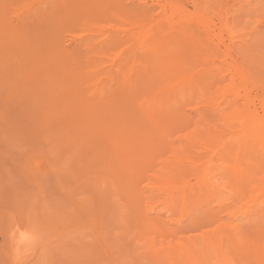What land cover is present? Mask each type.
I'll return each mask as SVG.
<instances>
[{
    "label": "rangeland",
    "instance_id": "rangeland-1",
    "mask_svg": "<svg viewBox=\"0 0 264 264\" xmlns=\"http://www.w3.org/2000/svg\"><path fill=\"white\" fill-rule=\"evenodd\" d=\"M108 1L110 2L111 9H112V5L115 3L114 6L116 8L115 7L114 8L116 10L115 9L111 10L110 8H108V7H110L109 3L107 4L106 8L110 9V12H112L110 14H112V15L108 14L109 15V17H107L108 23H105V22H107L106 17L105 18L102 17L106 20V21H104V23L101 21L102 19L100 18L99 21H101L100 22L101 26H102V24L103 25L104 24L105 25L112 24L114 26H121L122 25L121 26L122 28H123V23H124V26H126V27H127L128 23H133L134 21L131 22V20L134 18V16L138 20H140L141 22L145 21L146 23L142 22L143 25L147 24V21H149V19H151V20L155 19L154 15H156V14L158 15V13H160L162 10L161 8L164 7L165 4L167 5V3H169V2L177 3L179 5L178 7H180V9H182L183 13H184V14H182V17H181V19H183V21L179 25V29L181 28L180 29L181 31L180 30L179 31L182 32V35L179 34L180 33L179 31L177 32V34H175L177 36V39L179 38V40H178L179 42L176 41L177 49H175L174 51H171L170 53H168V55H170L171 58H173V56H174V57H177L179 59V62L183 66V69L184 70L186 69L185 73L188 72V69H189V71H191V73L196 69L195 70L196 72L194 71L195 73H197L200 70L201 71L200 73L202 75L199 72L198 73L201 76L205 77L209 73H211L213 75L214 74L213 72L215 71L216 68L221 69V75L223 76V78L226 79L227 81H230L232 79L234 81L233 84H235V88L237 90L238 95L240 94L239 96H241V97H239V102H237V101L233 102V104L237 103L235 105V108L243 106L244 104H243L242 100H244V103L248 105L250 112L253 113L252 115H255L257 118H259L261 120V123H260L261 127L259 129V133L255 132L254 134H252L253 132L251 129L248 130V132L246 131V132H240L239 133L238 131H240V129H242L241 128L242 126L240 125L239 122H238L239 124H237L238 126L235 125L234 127H229V128H225L226 126L223 124H222V126H220L221 124L217 122V125H219V126L217 128H216L217 125L213 126V127H211V130H210V134H211L212 138L214 137L213 141L216 142V144H218L217 142H219V144H220V145L218 144L217 146H215V145L213 146V144H215V143L213 141H211V137H209V136H204L205 138L201 142H198V143H197V141L194 142V140H198V133L194 132L191 128H187L184 130H176L175 132L165 130V132L163 134H162V132H163L162 131V132H160L159 135L156 134V132L154 134L151 132L146 133L147 130H144L145 133L143 131L144 134L142 133V131H139L138 133H134V132H131L129 130H127L126 132L124 130H120L119 132L116 131L119 135L117 137L118 138V140H117L118 144L113 142V140L116 138L113 136L114 134H112V133L115 131H111V133L108 131L114 137V139H112L113 137L111 136V140L110 139L108 140L109 135L108 136L106 135V138L107 137L108 138L105 141H104V139H101L100 141L99 140L93 141V139L91 138L90 140H92V142H94V145H95V142L96 143L98 142V144H100V145L102 144V146L104 148L106 146H104L103 143H105L107 141L106 142L107 143L106 149L109 148V146H110V150H108L109 151L108 153L105 150L104 153L105 154L107 153L106 157L108 156L107 158L110 159V157L112 156L111 154L112 153L114 154V152H116V151L111 152V150H113V143H115L114 146L119 148L118 152L121 153V152H123L122 150L124 148V147H122V150H120L121 145H125V147H126L127 144L130 143V141H129V143H127L128 140H132V138L134 140V138L138 139L140 137L138 140H135L134 142L131 143V144H135V145L138 144V146H137L138 148L135 146H134V148L127 146V148H124V149L127 151H129L128 148L131 150H135L134 152L131 151V153L133 152V154L135 155V161L137 159L136 157H139V156L142 157L141 156L142 153H140V150H141V152L143 150V154H146L145 151H148V157H146L147 156V154H146V156L144 155L141 159L144 161L145 166H147V167H148V165H150V166L148 168L145 167V169H144V168L140 167V165L138 164L139 162L137 164H135V161L132 159V156L127 155L128 152H127V154L126 153L125 154L128 156V158L131 157L129 159L130 160L132 159L131 160L132 163L134 161L133 164H135V168L133 169V166H134L133 164L131 166H129V164H131V163H129V164H124L125 162L123 163L124 164L123 167L126 166V168H128L129 170L132 171V173L136 172L137 171L136 169L140 168L139 169V175L141 177L137 178L136 177L137 173H135V175H133V176H135V178H137V180L139 182L138 181H137L138 183L133 182V184H132V187L135 186L134 189H135V191H137L139 198H141L139 200L140 201L142 200L141 202L138 203V201H136V198L134 196L130 195V193H129L131 191L130 189L132 187L127 189L129 191H127L126 189H125V191H124V189H120L122 191V193H126V192L129 193V195L128 194H125V195L131 196L132 197L131 201H129V199H131V197L129 199L128 198L126 199V197L124 198V196H123L124 194L120 193L121 191H119V188H121V187H119L120 182H118V181L121 177L119 176V174H116L117 176L114 174V172H115L114 167H115V169L118 168V167L116 168V166H114V165L119 166L122 163V160L120 161V163L117 164L114 162V158L112 157L113 159L111 158L112 160H110L112 165H107L106 160H109V159L105 160L106 157L103 156L104 153L102 155L100 154V156H97V155L91 153L92 156H90L91 155L90 152L92 149L89 150L90 147H87V148H85L86 149V151H85L84 147L87 145L82 144L80 150H82V148L84 149V155L90 154L89 157H92V158L94 155L96 156V158L99 157L98 160H96V163L97 162L102 163V164H100V166L103 165V163H105L106 167H107L105 169V167H104L105 165H103V167L102 166L100 167V166H98L99 164L98 165L96 164L97 168H94V166H93V165H95L94 164L95 157H94L93 158L94 160L91 158L93 161V164H92V161L89 163V164H92L93 168L91 167V170H88L90 168V166H87L88 162H89V161H87V158H86L87 156H85L86 159L84 158L87 162V165H86L85 164L86 162L83 159V156H84L83 153H80L82 158H80L81 156L79 157L80 159H77V157L75 158L74 154L76 151L74 149H72L69 146V144H67L65 142L58 141L59 138L60 139L62 138V135H61V137H59L60 135H58V132H56L57 134L51 133V129L49 128V123L42 120L43 119L42 112L41 113L39 112V111H41V109L39 110L37 107V103H39V101L36 102V100H35V103H33V105L29 101L26 102L24 100V95H23L22 91H19V89H14L13 91L10 90V93H11V91L13 92V93H11L13 96L7 98L8 96H10L9 90L6 92V89L4 90V88L2 86H0V95H2V96H0V113L2 112V114H0V121L2 123V124L0 123V129L3 130V131L2 130L0 131V133L2 132L0 134V165H1L0 166V264H69V262H70V264H155V263L159 264V262L161 264H179V263L185 264L187 259L189 261L186 263L191 264L192 261L189 259V257L191 255H188L187 252L184 253L181 251L182 252L181 255H180V253L176 252V253H178V255L177 254L176 255H170V257H168V258L166 257L167 255H160V254L163 253V250L165 251V248H166V251L167 250L169 251L170 248H175L176 246H180V245H181V247L183 245V248H185L184 247L185 245H186V247H189L190 245H194L193 244L194 241H196L200 235L205 233V231H208L210 228H213L214 226L215 227L221 226L220 225L221 223H222V226H225L227 228L230 227L228 230L231 229L233 231H234V229H232V228L236 225L239 226V223H240V226L243 227L242 228L239 226L240 232H243L242 234H245V233L247 235L249 234L248 236L245 234L247 237L240 235L242 238H240V237L236 238V239H238V240H236L237 243L240 245H242L245 242H246V244H252L253 241H251V240L256 239L257 236L255 238L251 237V239H249V236L251 234H252V236H253V234L255 236V234L257 235L258 233H262V231H264V229H263L264 228V204H263L264 198H263V200H261V202H263V203H261L260 200H258V201L256 200L259 196L264 197L263 191L261 193H258V191H260V189L262 190L264 187L263 188H262V186L258 187V190L254 191L253 188H256L258 183H256V181H255L253 184H250L249 181L247 180V178H245V177H244V179H241L242 175H239L233 169V168H237L239 171L240 170L239 168L242 169L244 167L243 170L245 171V168H246L245 165L248 164L249 162H251V159L253 162L254 159L257 160L258 158H260L261 164L263 163V165H261L260 169H261V173L264 175V171H263V169H264V145H263V149H262L263 151L260 150L261 144H264V0H176V2H175V0H156V1L155 0H108ZM111 1L114 3H112ZM75 4H77V3H75ZM97 6H98L97 13H98L100 11L101 7H100L99 3ZM88 7H89V5H88ZM103 8H102V10L106 9V8H104V9ZM113 10H115V12H113ZM105 11L107 13L108 10H105ZM93 12L95 13L96 10H94ZM93 12H89V14H91ZM103 13H101V15ZM104 15L106 16L107 14H104ZM10 16L13 17V13L10 14ZM89 16H94V15L91 14ZM94 17H90V18H94ZM136 18H134V20H137ZM84 22H85V19H83L82 22L81 21L79 22V25L81 28H83V26L81 24L82 23L84 24ZM136 23H138V21ZM118 24H121V25H118ZM183 33H184V35H183ZM175 35L172 34L170 36V39H173V37ZM179 35H180V37H179ZM180 38H182V39H180ZM184 42H185V44H184ZM67 43H68V41H66V44ZM185 45H186V47H184ZM180 52L181 53L183 52V54L181 55ZM180 55L183 58L185 57L184 59L187 58V60L186 61L184 60V62H182L181 60H183V58ZM207 59L209 61H207ZM193 61H194L193 65L196 63L194 66L191 65ZM201 61L202 62L204 61L203 62V64H205L204 66H202ZM212 61H213V63H212ZM198 62H200V64ZM208 62H211L210 64H212V66L216 62L215 67L214 66L211 67V65H209ZM207 63H208V65H207ZM188 64L190 65V67ZM184 65H185V67H184ZM216 65L219 67H216ZM228 65H229V67H228ZM233 66H234L235 70L232 69ZM205 69H206V71H205ZM208 69H209V71H208ZM210 70H211V72H210ZM204 72H205V74L203 75ZM206 72L208 73L207 75H206ZM233 73L235 74V76L232 75ZM207 77H211V75L209 74ZM211 81H212V83H214L213 79L210 80V83H211ZM212 83L209 84L210 87H212V85H213ZM206 87L207 86H205V89H206ZM208 89L209 88H207V90H205L206 91L205 93L204 92L201 93L202 95H204V98H205L206 93L210 92L209 91L210 89L209 90ZM26 90H28V89H26ZM244 92H245V94H244ZM246 93H248V94H246ZM19 94H22V95H19ZM208 95L209 96L206 95L207 98L211 97L213 99L211 92ZM245 97H247V98L245 99ZM10 99H11V102H10ZM201 99H202V96L201 95L198 96V94H197V98L193 99L196 101L185 102V103H183V105H181L182 110L185 112L184 113L185 116L187 115L186 119L188 121V123H187L188 126L189 125L191 126L194 123V121H197L199 118H197L196 116L200 115V114L204 116V117L202 116L203 121L201 120L202 117L200 116L201 117L200 121H202V122H209L208 120H210V118H213L212 117L213 115H211L212 109L210 110V108H208V105L201 104L200 108H199L200 111L198 114L195 112V110H192L191 105H190L191 107L189 106L190 103H193V104L198 103V101L199 100L201 101ZM249 100H251V102L252 101L253 102L250 104ZM214 101H216V100H214ZM220 102H221V100H217L216 103H220ZM39 104H38V106H39ZM35 105L37 108L35 107ZM16 106H17V108H16ZM31 106L35 110L38 109L39 111L37 110L38 112L37 111L35 112V110L32 108L36 114L35 113L31 114V115L27 114V112L29 111V108ZM21 109H23V112ZM24 111H26V112H24ZM25 113H26V116L27 115L30 116L29 118L27 116V118L29 119V120L28 119L27 120H28V122L30 121V123H28L27 120H25L27 123H25V121H23V117H24V119H26V116H23V115H25ZM5 114H7V115H5ZM206 114L208 115V119H207ZM188 117H190V118H188ZM39 118H41V119H39ZM21 119H22V121H21ZM34 119H36V120H34ZM190 119L191 120L194 119V120L191 121ZM213 119H211V120H213ZM216 119H217V117H216ZM17 120H18L19 124L17 123ZM33 120L36 121V123H34ZM211 120H210V122H211ZM189 121H191V124ZM212 122H211V124H214V122L213 123ZM12 124H14L15 126ZM21 128H25V129H21ZM40 128H41V130H40ZM212 128L215 130V132L212 130ZM8 129H11V131ZM218 129L220 131L222 130L223 133H222V131L218 132L219 131ZM27 130H28V132H26ZM105 130L100 129L99 132H103ZM29 131L33 132V134L30 133ZM216 131H217V133H216ZM40 132L42 135L40 134ZM45 132H46V134H45ZM48 132H50V133H48ZM116 132H115V135H117ZM120 132L123 133L122 135L125 136L124 138L127 139L126 144H125V139L123 138L124 141L122 140V136H121ZM192 132H194V134L195 133L197 134L196 139H195V136L192 135L193 134ZM15 133H16V135H15ZM109 133H107V134H109ZM124 133L127 135H125ZM128 133H131V134L128 135ZM21 134H22V137H21ZM53 134H56V137H59L57 139V141H54V142L52 141V140H56L55 137H53ZM105 134H106V132H105ZM152 134L155 136L157 135L156 136L157 142H154V144L152 143L153 142L152 139L155 140V136L153 138H151ZM224 134H225L226 138H223ZM27 135L28 136L30 135V136L28 137ZM45 135H46V137L47 136L49 137V139L47 137V141H46ZM99 135H101V133H99ZM131 135H132V137H131ZM185 135L187 136V138L190 142H188V141H187L188 143L183 142L184 141L183 137ZM230 135H232V136H230ZM120 136H121V138H120ZM127 136H130V137H127ZM43 137H44V139H43ZM192 137H194L193 141H191V139H193ZM235 137L236 138L238 137L239 140L241 139L240 143L242 145L246 144V143L248 144L247 147L243 146V147H245L244 150L246 153H248V151H249V154L251 152L254 155V156L253 155L251 156L252 158L250 157V159H248L249 155L246 153H243L244 157L241 155V161H238V166H237V161L235 164L234 163L235 161L225 159L226 157L224 159L227 162L225 160H223V163H222V161H219L221 154H225V152H227L228 150H229L228 152L233 151L232 147L235 146L234 141L236 140L233 138H235ZM206 138H208L210 140H208ZM158 139H160V140H158ZM199 139L201 140V138H199ZM44 140H45V142H44ZM206 140L210 141V143ZM110 141H112V143H110ZM137 141H138V143H137ZM146 141H147V143H146ZM92 142L89 141L88 143L91 145V144H93ZM148 142H150V145L148 144ZM230 142H233L234 146ZM45 143H48V144H45ZM108 143H110V144H108ZM158 143H160V144L158 145ZM194 143H196V144H194ZM223 143H224V145L226 144V147H223L224 149L222 147L219 148L220 146L223 145ZM36 144L38 145V148H37ZM155 144L158 145V147H160L161 150H160V148L156 149ZM201 144H203V145L209 144V145L203 146ZM40 145H41V147H39ZM43 145H47V146H43ZM117 145H119V146H117ZM151 145L153 147H151ZM229 145H231V147H230V148H232L231 150L229 149ZM26 146H27V148H26ZM67 146H68V148H67ZM131 146L133 147V145H131ZM97 147H98V145H97ZM116 147H114V150ZM144 147H147L148 150L147 149L145 150ZM214 147L215 148L217 147V148L215 149ZM253 147L257 148V150L255 152L253 151L254 150ZM93 148L95 149V147H93ZM139 148H141V149H139ZM207 148H209L210 151L212 149H214V150H212L213 151L212 152L213 153L212 159H210L211 158V152ZM226 148L228 149L227 151L225 150ZM234 148H236V149H234V153L238 152L239 147H234ZM87 149L90 151L89 153H87V151H88ZM136 149L137 150L139 149V151H136ZM163 149H164V151H165V149H167L166 152L162 151ZM219 149L221 152L223 151V153H221L219 151ZM38 150H39V152H38ZM69 150H70V153H69ZM78 150H77V152H78ZM93 150H92V152H93ZM149 150H151V152H152L151 157H150L151 152ZM215 150H217L219 153L217 151L215 152ZM239 150H240V148H239ZM101 151H104V149ZM36 152L39 154H37ZM135 152L140 154V155L136 154ZM176 152H180V153L177 154ZM208 152H210V153H208ZM25 153L27 155H25ZM173 153H176V155H177L176 160H175V158H172V156L174 155ZM65 154H67V155H65ZM108 154H110L111 156ZM116 154H118V153H116ZM261 154H262V156H261ZM122 155L123 154H120V156H122ZM126 155H123V156H124V158L127 159ZM134 155H133V157H134ZM158 155H162V156H158ZM209 155H210V157H209ZM258 155H259V157H258ZM29 156H30V158H29ZM50 156H52V157L50 158ZM58 156H60V157L57 158ZM101 156L104 158H102ZM154 156H155V158H154ZM203 156L205 158H207V157L208 158L205 159ZM89 157H88V160H90ZM140 157L138 159H140ZM156 157H158L157 160H155ZM242 157L244 159L246 157L247 160L242 159ZM253 157H256V158L253 159ZM53 158L57 159V161L53 160L55 165L53 164V161H52ZM119 158L120 157L117 156L116 159L118 160ZM121 158L123 159V157H121ZM81 159L83 160V162L82 161L78 162ZM102 159L104 161H101ZM144 159H147V160L145 161ZM200 159H203L202 161H206V163L208 162V165H206V166H208L211 169V175H210L209 182L212 184H209V188L207 187L208 189L207 188L204 189V187L202 188V192H203V194L205 193V195L201 196V198L199 197V200H197L200 203L199 202L190 203L191 206L189 205V206L185 207L183 210H182V208L184 206H182V204H181L182 208L179 207L180 204L179 205H173L170 207L169 205H171L172 202L170 200H167L166 196L164 198V195L162 192L156 191L157 192L156 193L155 190H153L154 184L156 183L153 181V180H155L154 178L157 175L156 172L163 169V166L165 165L164 162H166V164L168 166L172 163H175L177 160H179V162L178 163L176 162V163L180 164V165L177 166V164H176L174 167V168H176L175 170H177V171H178L179 166L183 167L182 168L183 170L181 169V171H183V172H180L179 176H182V175H183V177H185V175L190 176V175L194 174V172L196 173L199 170L189 171L190 169H192L191 167L188 168L189 164L194 165V163H195V165L198 166L202 162ZM28 160L29 161L32 160L31 163ZM44 160H46V161H44ZM152 160H154L155 162H153ZM209 160H211V161H209ZM72 161H74L76 163H74V162L72 163ZM110 161H107V162L110 163ZM126 161H129V160H126ZM189 161H192L193 163H190ZM224 161L227 164H225ZM246 161H248V162H246ZM140 162H141L140 164H142V161H140ZM230 162H232V164ZM240 162H242V163H240ZM81 163H83V164H81ZM58 164L59 165L63 164L62 166H64V168L62 166L58 167ZM144 164H142V165H144ZM221 164L225 165L224 166L225 169H224L223 165H221ZM5 165H7V166H5ZM136 165H138L139 168ZM239 165H240V167H239ZM112 166H114V167H112ZM121 166H122V164H121ZM121 166H120V168H121ZM229 166H233V167H231L233 171L231 170V168H230L231 172H230V170L227 169V168H229ZM262 166H263V168H262ZM87 167H89V168L87 169ZM99 167L102 168V170ZM204 167H205V165H204ZM180 168H179V171H180ZM23 169H25V170H23ZM92 169L96 170V171H93ZM56 170L58 173H56ZM98 170H100V171H98ZM106 170H107V172H109V171L112 172L113 170L114 171L111 174H110V172L107 174V173H105ZM122 170H124V169H120V172ZM225 170L227 172H225ZM246 170H247V168H246ZM18 171H20V172L17 173ZM62 171L64 172V174L62 173ZM86 171H88V172H86ZM33 172H34V175H33ZM49 172H51V173H49ZM59 172L62 173L63 176H61L62 174H60ZM120 172L118 170L115 173H120ZM228 172H230V175ZM252 172H256V171L253 170ZM55 173L57 174V177L54 176ZM261 173L260 172L258 173V175H259L258 177H260V175H262ZM146 174L148 177H144V175H146ZM231 174H232V176H231ZM35 175L39 176L40 178L35 176ZM49 175H51V176H49ZM52 175H53V178H51ZM214 175L216 177H214ZM263 175H262V177H263ZM95 176H97L99 178V181L96 180V182H99L100 185L98 183H96L95 181H93V179H94L93 177H95ZM228 176H229V179L227 178ZM54 177H55V179H59V177H61L62 181L58 182V181L54 180L55 181V182L53 181L54 183L51 182L54 179ZM74 177H76V178H74ZM116 177H118L117 180L114 179ZM212 177H214L215 179ZM47 178H49V179L46 180ZM79 178H81V179H79ZM102 178H104L105 180H103ZM107 178H109V183H110L109 186L110 187L107 185L108 183L105 184V182H104L106 180L108 181ZM145 178H147V179L145 180ZM180 178H182V177H180ZM233 178H234V180H236L235 182H233V180H232ZM237 178H238V180H237ZM100 179L103 180L104 183ZM25 180H27V182ZM77 181H79L78 182L79 184L77 183ZM111 181H113L112 184L114 186L113 185L111 186ZM120 181H121V179H120ZM132 181H135V179ZM150 181H151V183H150ZM225 182L227 183V185ZM244 182L247 183L248 186H246L247 184L246 185L243 184ZM117 183H118V185H117ZM30 184L33 187H31ZM66 184H67V186L69 185L68 186L69 191L67 190L68 187L66 186ZM72 184H74V186H75L74 190L72 189L74 187ZM151 184H153L151 187L149 186V188H151V189L147 188L148 185H151ZM221 184H223V185H221ZM42 185H43V187H42ZM126 185L128 186L129 184H126ZM126 185L122 184V186H124V188H126L125 187ZM240 185H242V186H240ZM103 186H105V187H103ZM217 186H219V187H217ZM223 186H225V187H223ZM37 187L38 188L40 187V188L38 189ZM41 187H42V189H41ZM210 187H213V188H211L212 190L210 189ZM236 187H237V189H236ZM238 187H241L240 190L238 189ZM246 187L248 189L250 188L252 190V192L249 191ZM70 188L72 191H74L75 194L72 191L70 192ZM242 188L245 189L243 191L244 194L240 193L243 190ZM45 189L47 191H45ZM75 189L77 191H75ZM234 189H235V191H234ZM34 190L38 191V192H35ZM40 190L43 193L40 192V194H39ZM148 190H152L153 192L148 191ZM237 190L239 191V193H238L239 196H238V194H236V192H238ZM92 191H94V193L96 195ZM113 191H115V192H113ZM230 191L233 192L232 193L233 195L230 194L231 193ZM245 191H247V192L249 191L248 192L249 194ZM78 192H80L81 194ZM106 192H108V193H106ZM109 193H111V194H109ZM119 193L123 197L118 195ZM158 193H160L162 195H160V197H158L159 196ZM234 193H235V195H234ZM253 194H256L257 198ZM69 195H71V196H69ZM116 195H118V196H116ZM146 195H147V197H146ZM240 195H242V196L245 195V196L240 197ZM250 195H252L253 197H251ZM83 196H85V197H83ZM101 196H102V198H100ZM114 196H115V198L119 199V201L117 199H114ZM231 196H233V198L230 199L229 197H231ZM234 196H235V198H234ZM36 197H37V199H36ZM38 197H40V198H38ZM92 197H96V199L98 198V200H97L98 202H96L94 200V198H92ZM261 197H259V199ZM76 198H77V200H76ZM83 198H85V199H83ZM120 198H123V199H120ZM156 198L159 200H157ZM228 198H229V200H228ZM246 198H248V200ZM251 198H253V199H251ZM44 199H46V200H44ZM133 199H135L134 202L136 201L135 203L133 202L135 205H133V203H131L133 201ZM160 199L161 200L163 199L164 201H166V203L162 202L163 200L161 201ZM250 199L252 201L254 199L256 200V201L255 200L253 201L255 203V206H254V203H252V201ZM99 200H101V201H99ZM102 200H103V202H102ZM125 200H127L129 203ZM225 200H226V202H225ZM31 201H33V202H31ZM69 201H71V202H69ZM78 201H79V204H81L79 206L77 204ZM93 201H95V202H93ZM116 201L119 204H117ZM99 202H100V204H99ZM256 202L261 203V205H263V207L259 206ZM93 203H95V204H93ZM120 203L122 205H123V203H125L124 205H126L127 203L132 204L133 208H134V206H136V207L140 206L141 209H140V207H137L138 209L137 208L132 209L131 208L132 205L131 206L126 205L125 207H127V209H128L127 210L124 208V205L121 206ZM159 203L161 205H159ZM162 203H164L165 206ZM27 204L32 209L29 208V210H28ZM42 204H43V206H41ZM101 204H102V208L100 209ZM110 204H112L113 206H110ZM244 204H246V205H244ZM69 205L70 206L72 205V206L70 207ZM91 205H92V208H91ZM103 205L106 209L103 207ZM116 205H118L120 207L119 211L117 210L119 208ZM128 206L133 211H131L130 208H128ZM240 206L241 207L244 206L243 209ZM252 206L254 207V209L256 208V206L260 209L262 208L261 209L262 211L256 208V211L259 210V212H261L260 215H257L255 210L253 211ZM61 207L62 208L65 207V208H63V210H62ZM110 207H112V209ZM113 207H117V208H113ZM121 207H122V209H121ZM176 207H177V209H176ZM68 208H70L71 210H69ZM26 209L28 210V213H27ZM47 209L49 211H47ZM107 209H109L108 212H106ZM114 209L117 210L118 212L113 211ZM249 209H251V210L248 211ZM16 210H18V211H16ZM56 210H57V212H55ZM72 210H73V212H72ZM81 210H82V212H80ZM83 210L85 212H87V210H88V212L85 213ZM125 210H127V211L130 210V211L127 214V211H125ZM172 210L177 211V213L176 212H170ZM136 211H138V212L134 214L133 212H136ZM32 212H33V215H30ZM101 212H102V214H101ZM130 212H132V214H130ZM253 212H254V214H253ZM25 213L27 215L28 214L29 215L27 216V215H25ZM70 213H72V214L70 215ZM88 213H89V215H87ZM119 213H121L122 215ZM138 214L143 216L145 219L147 218L146 221L153 220L155 226L157 225V227H155V229L150 230V232L146 235L144 233L139 234L138 233L139 230L135 226L136 223L135 224L130 223L132 221L131 219H132L133 215L135 216L133 218V221L134 222L136 221ZM37 215H39V216H37ZM46 215H47V218H46ZM67 215H69V216H67ZM113 215H115L116 217H114ZM126 215H128V216H126ZM250 215L252 217L254 216L253 219ZM55 216H57V218ZM65 216L67 218L71 216L72 219H70V218L67 219ZM117 216H119V217L117 218ZM52 217H53V219H52ZM96 217H98V218H96ZM127 217H129V218H127ZM61 218L64 221H61L62 220ZM83 218H84V220H83ZM115 218H117V220ZM24 219H25V221H24ZM58 219H59V221H58ZM71 220H73V221H71ZM104 220H106V221H104ZM40 221L43 222L44 224L41 223ZM76 221L78 222V224ZM122 221H123V223H121ZM225 221H226V223H225ZM73 222H74V224H73ZM127 222H129V224ZM134 222H132V223H134ZM91 223H92V225H91ZM223 223L226 225H223ZM231 223L233 224V227H231L232 226ZM42 224L43 225L48 224V225L47 226L45 225L43 227ZM89 224L92 226V229H91V226ZM228 224H229V226H227ZM31 225H35V226H31ZM117 225H118V227H117ZM51 226H53V227H51ZM107 226H109V227H107ZM120 226H121V228H120ZM74 228H75V230H73ZM88 228H90L91 230H89ZM93 228H94L95 232H94ZM227 228H225V229H227ZM83 229L84 230L86 229L87 232L86 231L84 232ZM97 229H98L99 233H97L98 231L96 232ZM261 229H262V231H261ZM23 230H28L31 232L33 231L32 233H34V234H35V231L37 230L36 231L37 235L36 234L34 235V240H33L34 242L33 243L31 242L29 244V245L32 244L31 247L30 246L28 247V245L26 243L24 244L20 240V233ZM55 230H57V231H55ZM228 230H227V234L229 232H230V234L233 233V231H231V230L228 231ZM65 231L67 234L65 233ZM45 233H46V235L48 234L49 237L48 236L45 237L46 236V235H44ZM72 233H73V235H71ZM103 234H104V236H103ZM230 234H228V235H230ZM51 235H53V236H51ZM68 235L70 236V238L66 237ZM90 235L92 236L91 239L93 241L90 239V237H89ZM101 235L103 236V238H101L102 237ZM71 236H73V237H71ZM93 236H95V237H93ZM35 237H36V239H35ZM58 237H60L61 239ZM74 237H75V239H74ZM54 238L56 241L53 240ZM64 238H67V239H64ZM190 238H193L192 239L193 243H192ZM87 239H88V242H87ZM65 240H67V241H65ZM248 240L251 242L249 243ZM37 241H39V242L41 241L40 244H38ZM44 241H46V243ZM188 241H189V243H188ZM95 242H97V243H95ZM11 243H12V246H11ZM80 244L84 245V246H81ZM47 245H50V246L48 247ZM60 245H62V246L60 247ZM44 246H45V248H44ZM77 246L80 250L76 248ZM107 246H108V248H107ZM243 247H244L243 249H245V250L248 249V245H247V247L246 246H243ZM105 248H106V250H105ZM15 249H17V250L15 251ZM26 249H28V250L30 249L29 250L30 253L28 251L26 252ZM99 249H101V250H99ZM81 250H82V252H80ZM91 250H93V252ZM102 250H103V252H102ZM31 251L33 253H31ZM77 251H78V253H77ZM176 251H177V249H176ZM14 252L15 253L18 252L16 257L14 256L15 255ZM75 252L77 255L76 257H74ZM21 253H22V255H21ZM111 253H113V254H111ZM183 253L185 255H183ZM210 256L214 258L213 263H216L218 261V258H221V257H218L217 255H210ZM256 256L259 258V255H246V256L245 255H226V258H228L229 261L233 262V264H236V263L237 264H245L246 260H247L248 264H250V263L251 264H260V263L264 264V262H262L264 260V258H263L264 255H263V257L259 258L260 261L258 263H257V260H259V259H257ZM260 256H262V255H260ZM72 257H73V259H72ZM194 257H198V255H194ZM76 259H77V261H76ZM230 259H232V260H230ZM253 259H254V261H252ZM197 261H198V259H197ZM200 262H202V260L201 261L199 260V263Z\"/></svg>",
    "mask_w": 264,
    "mask_h": 264
},
{
    "label": "bare ground",
    "instance_id": "bare-ground-1",
    "mask_svg": "<svg viewBox=\"0 0 264 264\" xmlns=\"http://www.w3.org/2000/svg\"><path fill=\"white\" fill-rule=\"evenodd\" d=\"M175 2H176V0H175ZM75 3H77V4H75ZM98 3L100 4L101 8L99 7L100 11L97 13V8H98L97 5H98ZM108 3H109V6H110L108 8L111 9V5H110V2L108 0H0V86H2L4 88V90L6 89V92L9 90V93H10V90L13 91L14 89H19V91H22V93L24 95V100L26 102L27 101L31 102L32 105H33V103H35V100H36V102L39 101L40 104L37 103V107H38L39 110L41 109V111H39L38 109L35 110L31 106L29 108V111L27 112V114H30V115L34 114L37 110L40 113L42 112V115H43V119L42 120H44L47 123H49V128L51 129V133L58 132V135H60L59 137H61V135H62V138L60 139L59 137H56L57 133L53 134V137H55V139H56V140H52L53 142L57 141V139L59 138L58 141L65 142V143L69 144V146L76 151L75 152L73 150L75 152V154H74L75 158L77 157V159H80V158H82L80 153H83V155H84V149L87 148V147H90L89 150L90 149L93 150L94 149L93 147H95L93 152H92V150L90 152L87 149L88 150L87 153L90 152V154L92 153V154H95L97 156H100V154L102 155L105 152V150L108 153L109 152L108 150H110V146H109V148L106 149V147H107V145H106L107 143L106 142L107 141L105 143H103L104 146H106L104 148L102 146V144L100 145V144H98V142L97 143L95 142V145H94V142H92V140H90V139L92 138L93 141H95V140L96 141H98V140L100 141L101 139H104V141H105L108 138V137L106 138V135L107 136L109 135L108 140L109 139L111 140V136H112V134H114L113 136L116 139H114L113 136H112L113 137L112 139L115 140V141L113 140V142L117 143V140H118L117 137L119 136L117 132H119L120 130H124L125 132L127 130H129V131L134 132V133H138L139 131H142V133H143L144 130H147L146 133H148V132L150 133L151 132V133L154 134L156 132V134L159 135L160 132H162V131H163L162 132V134H163L165 132V130H169V131H172V132L174 131L175 132L176 130H184V129H187V128H191L194 132L198 133V140H194V137H192L193 139H191V141L194 140V142L197 141V143L201 142L205 138L204 136L211 137V141H213L214 137L212 138V136L210 134V130H211V127L217 125V122L221 124L220 126H222V124L225 125L226 126L225 128L234 127L235 125L240 123V125L242 126L241 127L242 129H240V131H238L239 133L240 132H246V131L248 132V130H250V129L253 132L252 134H254L255 132L259 133V129L261 127V125H260L261 120L259 118H257L255 115H252L253 113L250 112V110L248 108V105L244 103V100H242L243 104H244V105L242 104L243 106L235 108V105L237 103L233 104V102L234 101L239 102V97H241V96H239L240 94L238 95V93H237V90L235 88V84H233L234 81L232 79L230 81H227L226 79L223 78V76L221 75V69L216 68L215 71L213 72L214 73L213 75L211 73H209L211 75V77H207L209 75L207 72H206V75L208 74L207 76H205V77L201 76L202 74L200 73L201 72L200 70L198 72L201 75L198 72L195 73L196 69L194 70L195 72L192 70L193 71L192 73L188 69V72L185 73L186 69L185 70L183 69V66L179 62V59L177 57H174V56H173V58H171L170 55H168V53H170L171 51H174L175 49H177L176 41L179 42L178 41L179 38L177 39V36L175 34H177V32L181 29V28L179 29V25L183 21V19H181V17H182V14H184V13H183V10L180 9V7H178L179 5L177 3L169 2V3H167V5L165 4V6L161 8L162 9L161 12L158 13V15L156 14L157 16L154 15L155 19H152V20L149 19V21H147V24L143 25V23H146V22L142 21L143 22L142 23L140 20H138L134 16V18H136L137 20H134V18L133 19L131 18L132 19V20L130 19L131 22H133V21L134 22L133 23H128L127 27L124 26V23H123V28L121 27L122 26L121 24H118V25H121V26H114L112 24H108V25H105V24L103 25L102 24V26H101L100 22L102 21L104 23V21L107 20V17H109L108 14L112 13V12H110V9L106 8ZM112 3H114V2H112ZM88 5H89V7H88ZM114 5H115V3L112 5V9L116 8ZM103 7L106 8L105 10H108L107 13H106L105 10H102ZM94 10H96V12H95L96 14L93 12ZM115 10H113V12H115ZM89 12H93L91 14H93L95 17L94 16H89V15H91V14H89ZM12 13H13V17L10 16V14H12ZM101 13H103V14L101 15ZM104 14H107L108 16L107 15L105 16ZM110 15H112V14H110ZM90 17H94V18H90ZM102 17H104V18L106 17V20L104 18H102ZM100 18L102 19L101 21H99ZM83 19H85V22H84V24L83 23L81 24L83 26V28H81L80 25H79V22L80 21L82 22ZM137 21H138V23H136ZM105 23H108V20ZM172 34H174L175 36L173 37V39H170V36ZM179 34L182 35V32H180ZM180 35H179V37H180ZM183 35H184V33H183ZM180 39H182V38H180ZM66 41H68L67 44H66ZM184 44H185V42H184ZM184 47H186V45ZM183 52L182 53L180 52V54L182 55ZM184 58H183V60H181L182 62H184V60L185 61L187 60V58L186 59H184ZM207 61H209V60L207 59ZM203 62L201 61L202 66L205 65V64H203ZM193 63H194V61L192 62V64L191 63L190 64L193 65ZM198 63L200 64V62H198ZM208 63H209V65H211V67H213V66L215 67V63L216 62L213 64V66H212V64H210L211 62H208ZM208 63H207V65H208ZM212 63H213V61H212ZM184 67H185V65H184ZM189 67H190V65H189ZM216 67H219V66L216 65ZM228 67H229V65H228ZM232 69L235 70L234 66L232 67ZM205 71H206V69H205ZM208 71H209V69H208ZM210 72H211V70H210ZM204 74H205V72L203 73V75ZM232 75L235 76L234 73ZM211 79L214 80V83H212V81H211V83L213 84L212 87H210V85H209V84H211L210 83ZM205 86H207L206 89H205ZM25 88L28 89V90H26ZM207 88L210 89V90L209 89L208 90L211 92V94L213 96V99L216 100V101H214L211 97L207 98V96H209L208 94L210 92L206 93L207 96L205 95V98H204V95L201 94L202 92L205 93L206 92L205 90H207ZM12 91H11V93H13ZM11 93H10V96H8L7 98L13 96ZM197 94H198V96L199 95L202 96L201 101L199 100L198 103H194V104L190 103L189 106L191 105L192 106V110H195V112L198 114L199 111H200L199 108H200L201 104L208 105V108H210V110L212 109V111H211L212 112L211 115H213L212 117L216 120L215 121L213 118H210V120L211 119L214 120V121L211 120V122L213 121L214 124H211L210 120H208L210 123L209 122H202L203 121L202 119H203L204 116L200 114V115L196 116L199 119L197 121H194V123L191 126L190 125L188 126V124H187L188 121L186 119L187 115L185 116V114H184L185 112L182 110L181 105H183V103H185V102L196 101V100H193V99L197 98ZM244 94H245V92H244ZM246 94H248V93H246ZM19 95H22V94H19ZM0 96H2V95H0ZM247 97H245V99ZM217 100H221V102L220 103H216ZM249 101H250V104L253 102V101L251 102V100H249ZM10 102H11V99H10ZM38 104H39V106H38ZM35 107H36V105H35ZM16 108H17V106H16ZM32 108L35 110V112H34V110ZM21 110L23 112V109H21ZM26 111H24V112H26ZM0 114H2V112ZM5 115H7V114H5ZM23 116H26V113ZM27 116H28V118L30 117L29 115H27ZM27 116H26V119H24V117H23V121L28 119ZM200 116L201 117L203 116V117L201 118ZM216 117H217V119H216ZM41 118H39V119H41ZM188 118H190V117H188ZM200 118H201L202 121H200ZM207 119H208V115H207ZM28 120H27V122H28ZM34 120H36V119H34ZM193 120H191V121H193ZM21 121H22V119H21ZM191 121H189L190 124H191ZM27 122L25 121V123H27ZM0 123H1V121H0ZM17 123H18V120H17ZM28 123H30V121ZM34 123H36V121H34ZM12 125H14V124H12ZM218 126L219 125H217L216 128ZM21 129H25V128H21ZM100 129H103V130L106 129V130L103 131V132H99ZM1 130L2 129H0V131ZM8 130L11 131V129H8ZM40 130H41V128H40ZM212 130L215 132V130L213 128H212ZM108 131L110 133H111V131H115V132L117 131L116 132L117 135H115V132L110 134ZM221 131L219 130L218 132H221ZM26 132H28V130ZM105 132H106V134H105ZM194 132H192L193 133L192 135H194L195 139H196L197 138L196 137L197 134L196 133L194 134ZM30 133L33 134V132H30ZM48 133H50V132H48ZM99 133H101L102 136L99 135ZM107 133H109V134H107ZM144 133H145V131H144ZM216 133H217V131H216ZM222 133H223V131H222ZM40 134H41V132H40ZM45 134H46V132H45ZM120 134L122 136V140L124 141V139H125V144H126V142H127L126 140L127 139L124 138L125 136L122 135L123 133L120 132ZM130 134L131 133H128V135H130ZM153 134H152L151 138H153L155 136ZM15 135H16V133H15ZM125 135H127V134H125ZM186 135L183 137V139H184L183 142L188 143L190 141L188 140ZM121 136H120V138H121ZM156 136H155V140L152 139V141H153L152 143L153 144H154V142H157L156 141ZM230 136H232V135H230ZM21 137H22V134H21ZM47 137L45 135L46 141H47ZM127 137H130V136H127ZM131 137H132V135H131ZM199 138H201V140ZM223 138H226L225 134H224ZM43 139H44V137H43ZM48 139H49V137H48ZM138 139L134 138V140H133V138H132L133 141L132 140H128L127 143H129V141H130V143L127 144V146L131 147V148H134V146L137 147L138 144L135 145V144H131V143L134 142L135 140H138ZM206 139H208V138H206ZM233 139H236L234 141L235 146H234L233 142H230V143H232V145L234 147H239L240 150L238 148V152L234 153V149H236V148L232 147L233 151L228 152L229 150L227 149L228 148L227 147L225 150L226 151L228 150V151L225 152V154H221L219 161H222V163H223V160L229 159L231 161H235L234 162L235 164H236V161H237V166H238V161H241V155L244 157L243 153H246L245 150H244L245 147H243V146L247 147L248 144L246 143V144L242 145L240 143L241 139L239 140L238 137L237 138L235 137ZM158 140H160V139H158ZM208 140H210V139H208ZM208 140H206V141H208ZM89 141L92 142L93 144L90 145L88 143ZM44 142H45V140H44ZM208 142L210 143V141H208ZM110 143H112V141H110ZM110 143H108V144H110ZM115 143H113V150H111V152L112 151H116V152H114V154L112 153L111 154L112 156L110 154H108V155L111 156V157L109 156L110 159L107 158L108 156L106 157L107 153L106 154L104 153L105 155L103 154V156L106 157L105 160L109 159V160H106V164L107 165H112L110 160H112L113 158H114V162L117 163V164L120 163V161L122 160V163H121L122 166H121V164L119 166L114 165V166H116V168L118 167L117 169H115L114 166H112V167H114L115 172H117L118 170L120 172V169H124L120 173H115L114 172V174L115 175L119 174V176L121 177V178L119 177L121 179V181H120V179L118 181V182H120L119 187H121V188H119V191H121L120 189H124V191H125V189L127 190L128 188L132 187L133 182L136 183L138 181L137 178L141 177L139 175V169L140 168H139L138 165H136L139 169H136L137 171L132 173V171L129 170L128 168H126V166L123 167L124 164L131 163V164H129V166H131L134 163L135 155L133 154V152L135 150H131V149L128 148L129 151H127V150L124 149V148H127V146L125 147V145H121L120 146V150H122V147H124V148L122 150L123 152L120 153V152H118L119 148L114 146ZM137 143H138V141H137ZM146 143H147V141H146ZM214 143L215 144H213V146L214 145L217 146L219 144V142H217L218 144H216V142H214ZM45 144H48V143H45ZM82 144L83 145L86 144L87 146H85L84 149L82 148V150H80ZM96 144L98 145V147H97ZM130 144L133 145V147ZM148 144L150 145V142H148ZM159 144L160 143H158V145ZM194 144H196V143H194ZM41 145L39 147H41ZM158 145H156V147H155L156 149L160 148V147H158ZM201 145H203V144H201ZM205 145L208 146L209 144L208 145L205 144ZM205 145H203V146H205ZM223 145H224V143H223ZM223 145L220 146L219 148L226 147V144L224 146ZM263 145L264 144H261V147H260L261 151H263L262 150L263 149ZM27 146H26V148H27ZM43 146H47V145H43ZM117 146H119V145H117ZM114 147H116L115 150H114ZM151 147H153V146L151 145ZM230 147H231V145H229V149L231 150L232 148H230ZM37 148H38V145H37ZM67 148H68V146H67ZM102 148L104 149V151H101V150H103ZM144 148H145V150L147 149V147H144ZM253 148H254L253 151L255 152L257 150V148L256 147H253ZM139 149H141V148H139ZM139 149L138 150L136 149V151H139ZM207 149L210 151L209 148H207ZM77 150H78V152H77ZM160 150H161V148H160ZM166 150L167 149H165V151H164V149H163L162 151L166 152ZM212 150H214V149H212ZM212 150L210 151L211 152V158L210 159H212V155H213V153H212L213 151ZM85 151H86V149H85ZM131 151H133V152L131 153ZM149 151L151 152V150H149ZM216 151L217 150H215V152ZM219 151H220V149H219ZM38 152H39V150H38ZM127 152H128V154H127ZM145 152H146L147 156H146V154H143V150H142V152L140 150V153H142L141 154L142 157L144 155L146 157H148V151H145ZM210 152H208V153H210ZM69 153H70V150H69ZM116 153H118V154H116ZM125 153L127 155H129V156L130 155L132 156V159L134 160L133 163L131 162L132 159L131 160L129 159L131 157L128 158V156ZM176 153L178 154L180 152H176ZM176 153H173L174 155L172 156V158H175V160L177 158ZM221 153H223V151ZM37 154H39V153H37ZM90 154H87V155L83 156V159L85 158V156H87L86 157L87 161H89L88 165H87V162L85 160L86 158L84 159L85 162H86L85 164L87 166H90V168L87 167V169L89 168L88 170H91V167H92V164H93L92 159L94 157H95V161H94L95 165H93L94 168H97L96 166L98 164H99L98 166H100V164H102L100 162L96 163V160H98L99 157L96 158V156L94 155L93 158H92V157H89ZM92 154L90 156H92ZM120 154L126 155L127 159L124 158L123 155L120 156ZM136 154H138V153H136ZM246 154L249 155L248 159H250V157L253 155V153H251V152L249 154V151ZM25 155H27V154L25 153ZM65 155H67V154H65ZM133 155H134V157H133ZM138 155H140V154H138ZM151 155H152V152L150 154V157H151ZM117 156H119L120 158L123 157V159L119 158L120 160L119 159L117 160L116 159ZM158 156H162V155H158ZM261 156H262V154H261ZM51 157L52 156H50V158ZM59 157L60 156H58L57 158H59ZM88 157H89L90 160H88ZM104 157H102V158H104ZM139 157H136V158L138 159ZM142 157H140V159ZM209 157H210V155H209ZM243 157H242V159H244ZM258 157H259V155H258ZM29 158H30V156H29ZM55 158H53L52 161L53 160L57 161V159H55ZM154 158H155V156H154ZM157 158L158 157H156L155 160H157ZM207 158H205V159H207ZM254 158H256V157H253V159ZM125 159L129 160V161H126ZM137 159L135 161V164H137L139 162L138 164L140 165V167L145 169V167L148 168L150 166V165H148V167L145 166L144 161L142 159L141 160L140 159L137 160ZM245 159H246V157H245ZM144 160L146 161L147 159H144ZM200 160L202 161L203 159H200ZM31 161H29V162L31 163ZM44 161H46V160H44ZM81 161L83 162L82 159L79 160L78 162H81ZM91 161H92V164H89ZM101 161H104V160L102 159ZM107 161H110L111 164L108 163ZM140 161H142V164H144V165L140 164L141 163ZM152 161L155 162L154 160H152ZM209 161H211V160H209ZM225 161H224V163H225ZM73 162L74 161H72V163ZM176 162L178 163L179 160H177ZM176 162L172 163V164H170L168 166H167L166 162H164L165 165L163 166V169L157 171L156 172L157 173L156 176L154 175L155 176V178H154L155 180H153V181L156 182V183L154 184V189L153 190H155V192L156 191L162 192L163 195H164V198L166 196L167 200H170L172 202V204L169 202L171 204V205H169L170 207L173 206V205H179V204H180L179 207H181V204H182V206H184L183 208L181 207L182 210H183L185 207L189 206L190 203L199 202V201H197V200H199V197L201 198V196L205 195V193L203 194V192H202V188L203 187H204V189L207 188V187L209 188V184H212V183L209 182L210 175H211V169L208 166H206V165H208V162L206 163V161H202L198 166H196L195 163H194V165L193 164H191V165L189 164L188 168H190V167L192 168L189 171H197V170H199V171L196 172V173L194 172V174H192L190 176L185 175V177H183V175L179 176L180 175L179 173L183 172V171H181V169L183 167L179 166V168L181 167L180 171H179V168L177 166L180 165V164H177ZM189 162L193 163L192 161H189ZM242 162H240V163H242ZM246 162H248V161H246ZM74 163H76V162H74ZM230 163L232 164V162H230ZM53 164H54V161H53ZM81 164H83V163H81ZM106 164L103 163V165H105L104 166L105 169L107 168ZM135 164H133L134 165L133 169L135 168ZM176 164H177L176 167L178 168V171L175 170L176 168H174ZM225 164H227V163H225ZM62 165L58 164V167H60ZM103 165H101V166L103 167ZM204 165H205V167H204ZM221 165H223V164H221ZM261 165H263V163L261 164L260 158H258L257 160L254 159L253 162H252V159H251V162H249L248 164L245 165V167L247 168V170L245 168V171L243 170L244 167L242 169L239 168L241 171L240 170L238 171L237 168H233V169L235 170L236 173H238L239 175H242L241 179H244V177L247 178V180L249 181L250 184H253L256 181V183H258V185L256 186V188H253V190L256 191V190H258V187H261V186H262V188L264 187V175L261 173V169H260ZM5 166H7V165H5ZM120 166H121V168H120ZM224 166L225 165H223V167ZM62 167L64 168V166H62ZM231 167H233V166H229V168H227V169L230 170ZM239 167H240V165H239ZM262 168H263V166H262ZM100 169L102 170V168H100ZM224 169H225V167H224ZM23 170H25V169H23ZM107 170H106L105 173L108 174L110 171L107 172ZM231 170H232V168H231ZM231 170H230V172H231ZM253 170H255L256 172H252ZM93 171H96V170H93ZM98 171H100V170H98ZM113 171L110 172V174L113 173ZM263 171H264V169H263ZM19 172L20 171H18L17 173H19ZM86 172H88V171H86ZM225 172H227V171L225 170ZM230 172H228L229 175H230ZM257 172L258 173L260 172L263 175V177H262V175H260V177H258L259 175H258ZM49 173H51V172H49ZM56 173H58L57 170H56ZM56 173L54 174L55 177H57ZM62 173L64 174L63 171H62ZM62 173H60V174H62ZM135 173H137V176H136L137 178H135V176H133V175H135ZM63 174L61 176H63ZM33 175H34V172H33ZM35 176H37V175H35ZM49 176H51V175H49ZM231 176H232V174H231ZM37 177H39V176H37ZM55 177H54V179L51 182H53L54 180L58 181V182L62 181L61 177H59V179H55ZM144 177H148L147 174L144 175ZM180 177H182V178H180ZM214 177H216V176L214 175ZM214 177H212V178H214ZM49 178H47L46 180H48ZM51 178H53V175H52ZM74 178H76V177H74ZM93 178H94L93 181H95V182H96V180L99 181V178L97 176H95ZM117 178L118 177H116L114 179L117 180ZM227 178L229 179V176ZM79 179H81V178H79ZM102 179L105 180L104 178H102ZM107 179H108V181L106 180L104 182H105V184L108 183L107 185L109 186V184H110L109 183V178H107ZM134 179H135V181H132ZM146 179L147 178H145V180ZM103 180H101V181L103 182ZM232 180H233V182L236 181V180H234V178ZM237 180H238V178H237ZM25 181L27 182V180H25ZM78 182L79 181H77V183ZM96 183L99 184V182H96ZM112 183H113V181H111V186L113 185ZM121 183L124 184V185H126V184H129V185L128 186L126 185L125 186L126 188H124V186H122ZM150 183H151V181H150ZM223 184H221V185H223ZM243 184L246 185L247 183L244 182ZM72 185L74 186V184H72ZM117 185H118V183H117ZM152 185L153 184L148 185L147 188H149V186L151 187ZM226 185H227V183H226ZM30 186H31V184H30ZM66 186H67V184H66ZM240 186H242V185H240ZM246 186H248V184ZM31 187H33V186H31ZM42 187H43V185H42ZM42 187H41V189H42ZM103 187H105V186H103ZM134 187H132L130 189L131 191L129 193H130V195L134 196L136 198V201H138V203H139L142 200L141 201L139 200L141 198H139V195H138L137 191H135ZM217 187H219V186H217ZM223 187H225V186H223ZM71 188H70V192L72 191ZM74 188H75V186L72 189L74 190ZM211 188H213V187H210V189ZM240 188L241 187H238L239 190H240ZM149 189H151V188H149ZM236 189H237V187H236ZM67 190L69 191V187L67 188ZM244 190L245 189H243L242 192ZM248 190L252 192V190L250 188ZM45 191H47V190L45 189ZM75 191H77V190L75 189ZM94 191H92V192L94 193ZM127 191H129V190H127ZM148 191H152V190H148ZM232 191H230L231 195H233ZM234 191H235V189H234ZM262 191L264 193V188L262 190L260 189V191H258V193H261ZM35 192H38V191H35ZM40 192H42V191L40 190L39 194H40ZM72 192L74 193V191H72ZM113 192H115V191H113ZM242 192H240V193L244 194V192L243 193ZM245 192H247V191H245ZM78 193H80V192H78ZM106 193H108V192H106ZM111 193H109V194H111ZM120 193H122V191ZM120 193L118 195H120ZM129 193L126 192V193H122V194H124L123 195L124 198L126 197V199L127 198L129 199L131 197V196H128ZM238 193H239V191L236 192V194H238ZM125 194H128V195H125ZM118 195H116V196H118ZM158 195H159L158 197H160V195H162V194L158 193ZM234 195H235V193H234ZM253 195L256 196V194H253ZM69 196H71V195H69ZM120 196L123 197L122 195H120ZM238 196H239V194H238ZM241 196L242 195H240V197ZM244 196H242V197H244ZM250 196L253 197L252 195H250ZM83 197H85V196H83ZM146 197H147V195H146ZM259 197H261V196H259ZM259 197L257 198V196H256V198H257L256 200L257 201L260 200V202H261V200H263L264 197H261L260 199H259ZM38 198H40V197H38ZM92 198H94V200L96 202H98L97 201L98 198L97 199H96V197H92ZM100 198H102V196ZM229 198L231 199V198H233V196H231ZM229 198H228V200H229ZM234 198H235V196H234ZM36 199H37V197H36ZM83 199H85V198H83ZM114 199H117V198H115V196H114ZM120 199H123V198H120ZM246 199L248 200V198H246ZM251 199H253V198H251ZM44 200H46V199H44ZM76 200H77V198H76ZM117 200L119 201V199H117ZM131 200H132V197H131V199H129V201H131ZM134 200L135 199H133V201L131 203H133ZM157 200H159V199H157ZM95 201H93V202H95ZM99 201H101V200H99ZM125 201H127V200H125ZM253 201H252V203H254ZM31 202H33V201H31ZM69 202H71V201H69ZM102 202H103V200H102ZM162 202L166 203V201H164V200ZM225 202H226V200H225ZM263 202H261V203H263ZM128 203L126 205H129V206L132 205V204H128ZM134 203H133V205H135ZM256 203L259 206L263 207V205H261V203H258V202H256ZM77 204H78V206L81 205V204H79V201H78ZM93 204H95V203H93ZM99 204H100V202H99ZM117 204H119V203L117 202ZM124 204L125 203H123V205ZM162 204L164 205V203H162ZM120 205L123 206L121 203H120ZM126 205H124L125 209H127V207H125ZM133 205L131 206L132 209H136L137 207H140V206H137V207L134 206V208H133ZM159 205H161V204L159 203ZM244 205H246V204H244ZM41 206H43V204ZM110 206H113V205L110 204ZM116 206H118V205H116ZM129 206H128V208H130ZM254 206H255V203H254ZM103 207H104V205H103ZM243 207H241V208L243 209ZM29 208L30 207L28 205L27 209L29 210ZM63 208H65V207H63ZM63 208H62V210H63ZM91 208H92V205H91ZM101 208H102V204H101L100 209ZM110 208L112 209V207H110ZM113 208H117V207H113ZM118 208L119 209H117V210L119 211L120 207L118 206ZM131 208H130V210L133 211ZM256 208L259 209V210L262 209V208L261 209L258 208L257 206H256ZM256 208L254 209V207H253V211L255 210L257 215H260L261 212H259V210L256 211ZM30 209H32V208H30ZM68 209L71 210L70 208H68ZM121 209H122V207H121ZM140 209H141V207H140ZM176 209H177V207H176ZM28 210H27V213H28ZM108 210L109 209H107L106 212H108ZM117 210L114 209L113 211H117ZM127 210H125V211H127ZM173 210L170 211V212H176L177 213V211H173ZM250 210L251 209H249L248 211H250ZM16 211H18V210H16ZM47 211H49V210L47 209ZM129 211H127V214H128ZM55 212H57V210ZM72 212H73V210H72ZM80 212H82V210ZM87 212H88V210H87ZM87 212H85V213H87ZM137 212L138 211L133 212V213L135 214ZM71 214L72 213H70V215ZM101 214H102V212H101ZM119 214H121V213H119ZM130 214H132V212H130ZM253 214H254V212H253ZM25 215H27V214L25 213ZM30 215H33V212ZM87 215H89V213ZM37 216H39V215H37ZM57 216H55V217L57 218ZM67 216H69V215H67ZM113 216L116 217L115 215H113ZM126 216H128V215H126ZM118 217L119 216H117V218ZM134 217L135 216L133 215V217L131 219L132 221L130 223L131 224H135L136 223L135 226H136V228H138V230H139L138 233L139 234H143L144 233L146 235V234H148L150 232V230L155 229V227H157V225L155 226L153 220L146 221L147 218L145 219L140 214L137 215V218H136L135 222L133 221ZM253 217H252V219H253ZM46 218H47V215H46ZM68 218L72 219L71 216L68 217ZM96 218H98V217H96ZM117 218H115V219L117 220ZM127 218H129V217H127ZM52 219H53V217H52ZM83 220H84V218H83ZM24 221H25V219H24ZM58 221H59V219H58ZM61 221H64V220L62 219ZM71 221H73V220H71ZM104 221H106V220H104ZM132 222H134V223H132ZM41 223H43V222H41ZM121 223H123V221ZM127 223L129 224V222H127ZM225 223H226V221H225ZM73 224H74V222H73ZM77 224H78V222H77ZM229 224L227 226H229ZM45 225L47 226L48 224H45ZM45 225H43V227ZM91 225H92V223H91ZM220 225L221 226H216V227L214 226L213 228H210L211 230L209 229L208 231H205V233L200 235L198 237V239L196 241H194V243L192 241L193 238H190L194 245H190L189 247H186V245H185L184 246L185 248H183V245H182V247L180 245V246H176L175 248H170L169 251L168 250L166 251V248H165L166 252L163 250V253L161 252L162 254H160V255H167L166 257L168 258V257H170V255H176V254L178 255V253H180V255H181L182 252H184V253L187 252L188 255H191L190 257L187 255L189 257V259L192 261L191 264H233V262L229 261V259L226 258V255H245V256L246 255H259V258L263 257V255H264V231H262V229H261L262 233H258L257 232L258 233L257 235L255 234V236H254V234H253V236H252V234H251L249 236V239H251V237L255 238L257 236L256 239H252L251 240V241H253L252 244H246V242H245L242 245H240V244L237 243L236 240H238V239H236V238L237 237L238 238L239 237L242 238L241 236H246L247 235L246 233H245L246 234L245 235V234H242L243 232H240V227H242V226H240V223H239L240 227L238 225L233 227V224L231 223V225H232L231 227H233L232 229H234V231L230 229L231 231H233V233L231 232L232 234H230V232L228 233L230 235L227 234V230L230 227L227 228L225 226H222V223ZM223 225H226V224L223 223ZM31 226H35V225H31ZM51 227H53V226H51ZM107 227H109V226H107ZM117 227H118V225H117ZM120 228H121V226H120ZM225 228H227V229H225ZM88 229L91 230L92 226H91V229L90 228H88ZM98 229L96 230V232L98 231ZM73 230H75V228ZM93 230H94V228H93ZM230 230H228V231H230ZM36 231H35V234L37 233ZM55 231H57V230H55ZM85 231H86V229L84 230V232ZM94 232H95V230H94ZM65 233H66V231H65ZM97 233H99V231ZM35 234L33 233V235H35ZM44 235H46V233ZM71 235H73V233ZM47 236H48V234L45 237H47ZM51 236H53V235H51ZM103 236H104V234H103ZM103 236L101 238H103ZM36 237H35V239H36ZM66 237L70 238L69 235L66 236ZM71 237H73V236H71ZM89 237L91 239L92 236L90 235ZM93 237H95V236H93ZM58 238H60V237H58ZM64 239H67V238H64ZM74 239H75V237H74ZM53 240H55V238ZM65 241H67V240H65ZM251 241H249V243ZM33 242L34 241H32V243ZM37 242H38V244H40L41 241L40 242L37 241ZM44 242L46 243V241H44ZM87 242H88V239H87ZM95 243H97V242H95ZM188 243H189V241H188ZM31 245L28 244V247L29 246L31 247ZM247 245H248V249H246V250L243 249L244 248L243 246L247 247ZM11 246H12V243H11ZM47 246L49 247L50 245H47ZM61 246L62 245H60V247ZM81 246H84V245H81ZM44 248H45V246H44ZM76 248L79 249L78 246ZM107 248H108V246H107ZM176 249H177V251H176ZM16 250L17 249H15V251ZM29 250H28V252H29ZM99 250H101V249H99ZM105 250H106V248H105ZM78 251H77V253H78ZM91 251L93 252V250H91ZM80 252H82V250ZM102 252H103V250H102ZM176 252H178V253H176ZM17 253H15V255H14L15 257L17 255ZM31 253H33V252L31 251ZM184 253H183V255H185ZM111 254H113V253H111ZM21 255H22V253H21ZM194 255H198V257H194ZM210 255H217L218 257H221V258H218V261L216 263H213L214 258L211 257ZM260 255H262V256H260ZM76 256L77 255H76V252H75V256L74 257H76ZM256 258L259 259L257 256H256ZM72 259H73V257H72ZM197 259H198V261H197ZM199 260L200 261L202 260L203 263L202 262L199 263ZM230 260H232V259H230ZM76 261H77V259H76ZM188 261L189 260L187 259L186 262H188ZM252 261H254V259ZM259 261H260V259L257 260V263ZM186 262H185V264H187ZM262 262H264V260ZM246 263L248 264L247 260L245 261V264ZM69 264H70V262H69ZM159 264H161V263L159 262Z\"/></svg>",
    "mask_w": 264,
    "mask_h": 264
},
{
    "label": "clouds",
    "instance_id": "clouds-1",
    "mask_svg": "<svg viewBox=\"0 0 264 264\" xmlns=\"http://www.w3.org/2000/svg\"><path fill=\"white\" fill-rule=\"evenodd\" d=\"M20 240L23 243H26L27 245L30 244L34 240V235L31 231L23 230L20 233ZM28 249H26V252Z\"/></svg>",
    "mask_w": 264,
    "mask_h": 264
}]
</instances>
